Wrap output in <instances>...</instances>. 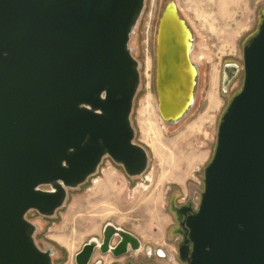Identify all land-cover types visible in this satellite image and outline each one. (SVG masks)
I'll return each mask as SVG.
<instances>
[{"label": "water", "instance_id": "1", "mask_svg": "<svg viewBox=\"0 0 264 264\" xmlns=\"http://www.w3.org/2000/svg\"><path fill=\"white\" fill-rule=\"evenodd\" d=\"M144 0H0V264H52L29 210L52 216L104 157L142 175L146 149L130 115L140 83L129 40ZM194 35L175 0H164L154 35L156 109L167 125L192 108L199 69ZM237 63L222 67L226 91ZM243 81L222 113L203 190L184 213L187 264H264V19L242 48ZM103 243L134 234L110 223ZM94 239L75 254L86 264ZM190 244V246H189ZM113 250V249H112ZM114 251V250H113ZM115 254L122 251H114Z\"/></svg>", "mask_w": 264, "mask_h": 264}, {"label": "rangeland", "instance_id": "2", "mask_svg": "<svg viewBox=\"0 0 264 264\" xmlns=\"http://www.w3.org/2000/svg\"><path fill=\"white\" fill-rule=\"evenodd\" d=\"M163 1L144 0L129 40L140 74L130 120L134 142L147 151V168L140 176L128 177L120 165L104 157L84 183L66 190L64 204L52 216L26 213L37 227V246L54 251L53 264H72L73 255L87 240L100 236L106 223L135 234L139 255L150 253L153 263L183 264L172 204L199 202L220 117L242 86V48L264 19V0H175L195 38L191 58L199 77L192 108L174 125L160 119L153 88L154 35ZM227 62L237 63L240 70L223 91L222 67ZM210 92L215 94L212 105L207 100Z\"/></svg>", "mask_w": 264, "mask_h": 264}, {"label": "flooded vegetation", "instance_id": "3", "mask_svg": "<svg viewBox=\"0 0 264 264\" xmlns=\"http://www.w3.org/2000/svg\"><path fill=\"white\" fill-rule=\"evenodd\" d=\"M191 207L192 211H186L187 213H191L194 211V206L192 202L187 201L186 203H182L179 205H174L172 204V209H173V214H174V219L176 221V234L180 237V241L178 242V246L182 244L185 241V238H187V231L184 226V213H181V217H178L177 215V209L180 207ZM120 228V227H119ZM123 229V228H121ZM127 232H130L127 229H123ZM104 228L102 227L101 229V234L100 236H97L93 241L94 245L91 251L90 256L88 257V260L86 264H155L151 261L150 253L145 252L143 255H139L140 248L138 250H135L132 248L131 244L128 242L125 244V247L122 249V247L119 248L118 242L120 240L119 235L116 233H111L110 238L108 242L104 245H102V250L100 245L103 243V238H104ZM132 233V232H130ZM133 234V233H132ZM89 241V240H87ZM86 241V242H87ZM85 242V243H86ZM83 243V245L85 244ZM83 245L80 247V249L77 251L79 252ZM190 246V244H189ZM122 251L121 253L115 254L113 251ZM76 252V253H77ZM75 253V254H76ZM75 254L72 257V264H76L75 262ZM60 261L64 258L63 256H58ZM180 260V259H179ZM183 264H187V262L180 260ZM53 264V261H52Z\"/></svg>", "mask_w": 264, "mask_h": 264}, {"label": "bare ground", "instance_id": "4", "mask_svg": "<svg viewBox=\"0 0 264 264\" xmlns=\"http://www.w3.org/2000/svg\"><path fill=\"white\" fill-rule=\"evenodd\" d=\"M145 66H146V70H145L146 73L145 74H146L147 79H149V67H148L149 66V61H148V59L145 62ZM207 100H208V103L210 105H212L214 103V101H215V94L213 92H210L209 95H208ZM146 103L147 104L149 103L148 99L146 100ZM143 105H144V103H143Z\"/></svg>", "mask_w": 264, "mask_h": 264}, {"label": "crops", "instance_id": "5", "mask_svg": "<svg viewBox=\"0 0 264 264\" xmlns=\"http://www.w3.org/2000/svg\"><path fill=\"white\" fill-rule=\"evenodd\" d=\"M135 235V234H134ZM137 237V236H136Z\"/></svg>", "mask_w": 264, "mask_h": 264}]
</instances>
